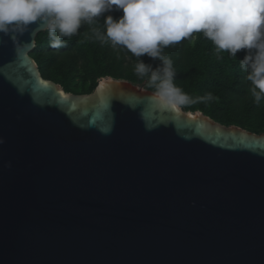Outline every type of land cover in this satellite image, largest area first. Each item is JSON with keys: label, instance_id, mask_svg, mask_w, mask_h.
<instances>
[{"label": "water", "instance_id": "obj_1", "mask_svg": "<svg viewBox=\"0 0 264 264\" xmlns=\"http://www.w3.org/2000/svg\"><path fill=\"white\" fill-rule=\"evenodd\" d=\"M0 36V264H264V132L101 77H42Z\"/></svg>", "mask_w": 264, "mask_h": 264}, {"label": "clouds", "instance_id": "obj_2", "mask_svg": "<svg viewBox=\"0 0 264 264\" xmlns=\"http://www.w3.org/2000/svg\"><path fill=\"white\" fill-rule=\"evenodd\" d=\"M114 9L122 15L104 17L105 31L92 29L96 40L119 46L140 58L147 55L161 64L155 68L138 59L134 72L148 77L159 104L180 111L201 101H216L211 93L192 98L174 83L171 58L164 49L202 33L216 52L236 57L246 50L240 67L250 82L254 103L264 99V0H0V36L17 39L30 25L41 21L51 47H64L81 25H92ZM0 43H3L0 40ZM3 143V139H0Z\"/></svg>", "mask_w": 264, "mask_h": 264}, {"label": "trees", "instance_id": "obj_3", "mask_svg": "<svg viewBox=\"0 0 264 264\" xmlns=\"http://www.w3.org/2000/svg\"><path fill=\"white\" fill-rule=\"evenodd\" d=\"M106 15L117 19L122 12L114 9L92 25L82 24L75 35L62 38L61 48L50 46L47 30L38 32L36 46L29 54L37 62L42 77L75 94L91 93L105 76L126 79L155 91L148 87V77L137 76L134 67L138 59L153 68L161 64L160 60L147 55L137 58L125 48L102 44L93 36V28L105 31ZM245 54L246 50L238 51L236 57L227 52L218 54L202 33H194L191 38L165 48L164 55L173 61L177 87L192 98L205 97L208 93L219 97L216 101H201L182 108L201 111L226 126L236 125L257 134L264 132V99L259 105L254 103L250 82L240 67Z\"/></svg>", "mask_w": 264, "mask_h": 264}]
</instances>
